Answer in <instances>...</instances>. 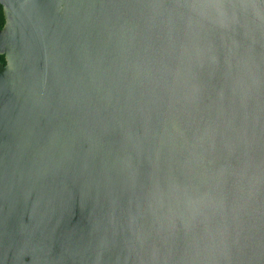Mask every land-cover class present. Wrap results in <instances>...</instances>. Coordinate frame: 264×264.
Returning a JSON list of instances; mask_svg holds the SVG:
<instances>
[{"label":"clouds","instance_id":"obj_1","mask_svg":"<svg viewBox=\"0 0 264 264\" xmlns=\"http://www.w3.org/2000/svg\"><path fill=\"white\" fill-rule=\"evenodd\" d=\"M19 43L0 264H264V0H31Z\"/></svg>","mask_w":264,"mask_h":264},{"label":"water","instance_id":"obj_2","mask_svg":"<svg viewBox=\"0 0 264 264\" xmlns=\"http://www.w3.org/2000/svg\"><path fill=\"white\" fill-rule=\"evenodd\" d=\"M31 0H0L3 5L4 28L0 29V51L4 52L7 66L0 67V156L8 149L12 128V116L15 115L11 108L13 98L12 85L9 83V73L20 48L21 21ZM31 199V197H30ZM87 209L80 208L78 199H73L64 209L58 231L69 235L74 229H79L83 223V216ZM27 223V216H25ZM12 225V218L7 215V209L0 212V240L7 243L6 233ZM29 260L28 256L24 257ZM7 264V262H6Z\"/></svg>","mask_w":264,"mask_h":264},{"label":"trees","instance_id":"obj_3","mask_svg":"<svg viewBox=\"0 0 264 264\" xmlns=\"http://www.w3.org/2000/svg\"><path fill=\"white\" fill-rule=\"evenodd\" d=\"M3 22V15H2V12H0V23Z\"/></svg>","mask_w":264,"mask_h":264},{"label":"flooded vegetation","instance_id":"obj_4","mask_svg":"<svg viewBox=\"0 0 264 264\" xmlns=\"http://www.w3.org/2000/svg\"><path fill=\"white\" fill-rule=\"evenodd\" d=\"M4 21V20H3Z\"/></svg>","mask_w":264,"mask_h":264}]
</instances>
